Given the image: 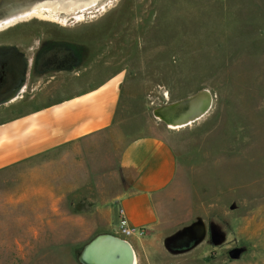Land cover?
<instances>
[{
  "label": "rangeland",
  "instance_id": "1",
  "mask_svg": "<svg viewBox=\"0 0 264 264\" xmlns=\"http://www.w3.org/2000/svg\"><path fill=\"white\" fill-rule=\"evenodd\" d=\"M0 4V16L41 6L52 15L0 31V120L119 80L110 127L0 170V228L18 231L0 229V264H79L80 248L125 188L121 144L144 133L164 138L175 167L154 200V227L122 236L110 224L131 244L135 264H264V0ZM201 88L212 101L197 120L170 128L152 116L153 107ZM196 219L209 237L166 247L165 237ZM210 226L220 233L217 243Z\"/></svg>",
  "mask_w": 264,
  "mask_h": 264
},
{
  "label": "crops",
  "instance_id": "2",
  "mask_svg": "<svg viewBox=\"0 0 264 264\" xmlns=\"http://www.w3.org/2000/svg\"><path fill=\"white\" fill-rule=\"evenodd\" d=\"M118 100L119 80L111 76L93 88L59 96L0 120V170L107 129ZM174 167L171 148L160 135L144 133L125 140L117 157L125 188L112 198L108 218L98 233H112V221L117 233L120 218L128 227H154L159 222L154 200L172 181ZM0 229L4 234L18 232Z\"/></svg>",
  "mask_w": 264,
  "mask_h": 264
},
{
  "label": "water",
  "instance_id": "3",
  "mask_svg": "<svg viewBox=\"0 0 264 264\" xmlns=\"http://www.w3.org/2000/svg\"><path fill=\"white\" fill-rule=\"evenodd\" d=\"M212 95L206 88L196 90L190 95L182 97L172 102H166L151 109L152 116H157L165 125L187 124L193 122L210 108ZM194 223H199L203 227V222L196 219ZM192 224V225H193ZM190 226L182 227L173 234L164 238L167 248H170V241L175 234L187 231ZM210 239L212 243H217L220 233L214 226L209 227ZM202 238L200 233L191 236L190 244L185 248L191 247ZM174 250H179L175 249ZM237 249L229 250L230 257H235ZM135 258L134 250L129 241L121 236L111 233H97L82 245L76 260L79 264H133Z\"/></svg>",
  "mask_w": 264,
  "mask_h": 264
},
{
  "label": "bare ground",
  "instance_id": "4",
  "mask_svg": "<svg viewBox=\"0 0 264 264\" xmlns=\"http://www.w3.org/2000/svg\"><path fill=\"white\" fill-rule=\"evenodd\" d=\"M43 5H45V4H43ZM22 7H24V6H22ZM41 7H38V8L30 7L29 9H27L25 11L26 13H23V14H21L18 11L14 13L13 11L16 10V9H13L11 11H8V12L2 14V16H0V20L3 19L2 21H0V31L10 27L11 25L15 24L18 21H22V20L27 19V18H31V17H41V18H47V19L49 17L52 18V15L49 13V11H46L45 9H43V7L42 8ZM19 8H21V7H19ZM19 8H17V9H19ZM22 11H24V10H22ZM11 12H13V14L8 16L9 14H11ZM155 117L157 118V116H155ZM190 123L191 122H189L187 124H176V125L168 124L167 126H169L170 128H180V127H184L185 125H188ZM135 263L136 262H135V258H134V263L133 264H135Z\"/></svg>",
  "mask_w": 264,
  "mask_h": 264
},
{
  "label": "flooded vegetation",
  "instance_id": "5",
  "mask_svg": "<svg viewBox=\"0 0 264 264\" xmlns=\"http://www.w3.org/2000/svg\"><path fill=\"white\" fill-rule=\"evenodd\" d=\"M0 6H3L0 4ZM29 6V5H27ZM5 76V74H4ZM3 73H2V77H0V83L2 84L3 82ZM7 79L5 80V85H9L11 83V80H14V77L11 76H7ZM4 84V82H3ZM7 92V91H4ZM3 92V93H4ZM3 95V94H2ZM194 221H192L191 223H189L188 225L185 226H190L189 229L187 231H184L183 233H181L180 235H177V237L174 239V236L172 237V240L170 241V248L174 250L175 249H184L186 244H190L191 242V236L195 233H200L202 238L201 240L209 237V232H208V228L207 226L203 223V227H200L199 223H194ZM193 224V225H192ZM183 226V227H185ZM192 226V228H191ZM200 240V241H201Z\"/></svg>",
  "mask_w": 264,
  "mask_h": 264
},
{
  "label": "built area",
  "instance_id": "6",
  "mask_svg": "<svg viewBox=\"0 0 264 264\" xmlns=\"http://www.w3.org/2000/svg\"><path fill=\"white\" fill-rule=\"evenodd\" d=\"M143 229L128 227L124 219L120 218L117 226V233L122 236L140 235Z\"/></svg>",
  "mask_w": 264,
  "mask_h": 264
}]
</instances>
